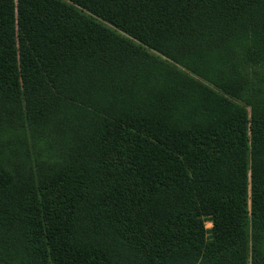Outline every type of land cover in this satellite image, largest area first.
Here are the masks:
<instances>
[{"label":"trees","instance_id":"16d2710c","mask_svg":"<svg viewBox=\"0 0 264 264\" xmlns=\"http://www.w3.org/2000/svg\"><path fill=\"white\" fill-rule=\"evenodd\" d=\"M250 67L264 0H0V264H264Z\"/></svg>","mask_w":264,"mask_h":264},{"label":"rangeland","instance_id":"374dc122","mask_svg":"<svg viewBox=\"0 0 264 264\" xmlns=\"http://www.w3.org/2000/svg\"><path fill=\"white\" fill-rule=\"evenodd\" d=\"M250 77L252 79V84L256 85V86H264V71H261V67L259 68H247ZM254 70H256V72L254 73ZM212 224L208 223V227H211Z\"/></svg>","mask_w":264,"mask_h":264}]
</instances>
